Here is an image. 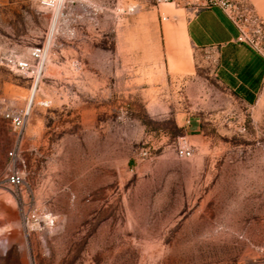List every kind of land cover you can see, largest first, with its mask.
I'll list each match as a JSON object with an SVG mask.
<instances>
[{"label":"rangeland","instance_id":"374dc122","mask_svg":"<svg viewBox=\"0 0 264 264\" xmlns=\"http://www.w3.org/2000/svg\"><path fill=\"white\" fill-rule=\"evenodd\" d=\"M187 6L0 0V264H264V104L186 41ZM34 48L32 93L5 60ZM30 101L18 134L2 111Z\"/></svg>","mask_w":264,"mask_h":264},{"label":"crops","instance_id":"0c3cea01","mask_svg":"<svg viewBox=\"0 0 264 264\" xmlns=\"http://www.w3.org/2000/svg\"><path fill=\"white\" fill-rule=\"evenodd\" d=\"M241 1L248 16L264 27V0ZM187 8L191 11L183 27L185 39L191 46L211 54L218 81L237 91L247 102L264 104V57L237 41L236 26L218 7L192 4Z\"/></svg>","mask_w":264,"mask_h":264},{"label":"built area","instance_id":"2783aa9c","mask_svg":"<svg viewBox=\"0 0 264 264\" xmlns=\"http://www.w3.org/2000/svg\"><path fill=\"white\" fill-rule=\"evenodd\" d=\"M157 3L170 2L174 4L183 3L185 5H198L204 7H218L227 18L236 26L238 30L237 41L244 42L250 47L257 50L264 57V47L258 46L260 36H258L257 29H253L255 21L248 16V10L241 0H155ZM252 27V30L249 29ZM249 28V29H248ZM44 60V50L41 48L30 49L29 60L22 59H7L5 65L12 71L17 72L31 80L30 90L32 93L40 80V72ZM45 103V102H42ZM32 101L20 107L7 106L2 111L3 118L8 121L13 130L21 134L25 124L28 121L30 114V107ZM15 148L7 152L10 162L15 159ZM180 157L188 158L191 156L192 151L190 147H180L178 150ZM6 182L14 187H19L23 184V178L14 169H10L5 176ZM38 225L42 227H50L54 223V216L46 214L41 217L31 216Z\"/></svg>","mask_w":264,"mask_h":264}]
</instances>
